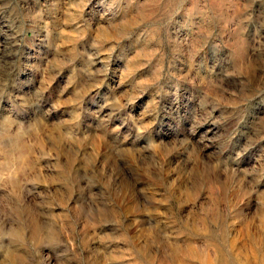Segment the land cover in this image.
<instances>
[{
  "label": "rangeland",
  "instance_id": "rangeland-1",
  "mask_svg": "<svg viewBox=\"0 0 264 264\" xmlns=\"http://www.w3.org/2000/svg\"><path fill=\"white\" fill-rule=\"evenodd\" d=\"M0 264H264V0H0Z\"/></svg>",
  "mask_w": 264,
  "mask_h": 264
}]
</instances>
